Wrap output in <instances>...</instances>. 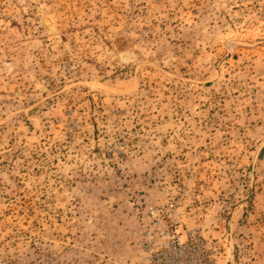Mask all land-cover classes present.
<instances>
[{"label":"rangeland","instance_id":"rangeland-1","mask_svg":"<svg viewBox=\"0 0 264 264\" xmlns=\"http://www.w3.org/2000/svg\"><path fill=\"white\" fill-rule=\"evenodd\" d=\"M164 204L264 264V0H0V264H143Z\"/></svg>","mask_w":264,"mask_h":264},{"label":"built area","instance_id":"built-area-1","mask_svg":"<svg viewBox=\"0 0 264 264\" xmlns=\"http://www.w3.org/2000/svg\"><path fill=\"white\" fill-rule=\"evenodd\" d=\"M172 210L173 204L149 207L151 218L140 228L143 264H218L205 236L196 230L181 233L172 228Z\"/></svg>","mask_w":264,"mask_h":264}]
</instances>
